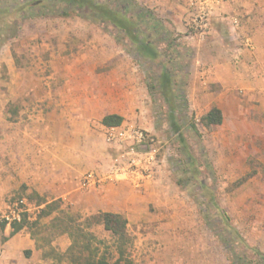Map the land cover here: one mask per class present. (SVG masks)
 Returning <instances> with one entry per match:
<instances>
[{
	"label": "rangeland",
	"instance_id": "374dc122",
	"mask_svg": "<svg viewBox=\"0 0 264 264\" xmlns=\"http://www.w3.org/2000/svg\"><path fill=\"white\" fill-rule=\"evenodd\" d=\"M136 1L161 22V33L152 42L162 55L154 62L138 56L131 41L104 22L82 16L4 17L0 25V264H69L58 261L56 253L63 255L72 240L51 226L53 218L62 216L61 210L93 233V248L100 256L112 262L119 258L117 239L93 219L106 212L96 210L84 196L73 203L59 201L61 210L14 237H10L12 225L3 219L9 206L24 198L33 206L31 223L42 214L38 205L44 198L29 192L23 181L29 163L39 166L37 160L42 162L52 139L73 138L70 130L85 129L79 121L83 112L90 115L91 130L89 138L82 139L91 148L106 146L102 168L89 173H106L120 160L122 152L102 137L99 122L111 112L100 109L104 102L125 115L122 125L141 128L154 138L162 162L147 192L120 181L133 190L124 215L131 240L126 257L134 264H230L218 237L224 229L223 216L212 200L249 245L264 253V107L240 91L225 94L214 73L193 75L212 65L205 57L196 60L198 52L205 51L200 44L221 39L239 48L240 32L225 30L224 23L214 20L208 36L201 38L189 29L191 16L189 22L183 20L185 32H179L174 17ZM166 32L169 40L163 38ZM164 66L173 74L177 92L184 90L185 100L178 102L177 111L181 137L171 126L159 87ZM214 106H221L224 120L209 130L201 118ZM192 118L197 131L191 127ZM201 183L206 186L204 194ZM81 190L87 191L82 186Z\"/></svg>",
	"mask_w": 264,
	"mask_h": 264
},
{
	"label": "crops",
	"instance_id": "0c3cea01",
	"mask_svg": "<svg viewBox=\"0 0 264 264\" xmlns=\"http://www.w3.org/2000/svg\"><path fill=\"white\" fill-rule=\"evenodd\" d=\"M141 1H144L146 5L157 7L162 10V13H168L170 18L174 17L173 22L177 31L185 32L183 20L188 21L190 16L192 17V13L189 11L190 0ZM233 19L237 20L238 25L233 24ZM214 20L224 23L222 27L225 30L234 31V34L240 32L241 39L238 41L239 43H236L241 48L240 60L235 62L232 56L233 49L238 47L233 48L231 47L233 44L229 45L221 39L210 40L206 44L198 46L200 49L204 48L205 51L202 55L198 52L196 60L199 63L200 58L205 57L208 62H212V65L208 71L204 67L201 71L197 69V73L194 71L193 75L205 77L207 72L214 73L215 79L224 87L225 94L240 91L245 98L258 101L264 107V0H223L215 10L212 21ZM215 30L216 26L213 31ZM239 38L237 37V40ZM246 39L251 41V48L244 46ZM189 41L186 42L188 46L191 45ZM105 104L106 102L100 109L108 111L111 109V112L104 115L99 122L104 141L106 129L109 127L103 125V119L109 115H118L125 119V115L113 109L110 103L107 102L106 106ZM214 107L222 110L221 106ZM77 119L73 122L77 123ZM79 121L81 125L85 126V129L73 128L70 130L69 133H73V138L62 136L57 140L52 139L50 146L45 148L42 154V162L37 160L40 162L39 166L34 161L29 163L32 170H29L26 174L27 179L23 181L27 182L29 192L36 193L47 201L45 204L38 205L42 209L46 204L54 201L64 202L67 200L73 203L77 197L84 196L91 200V204H94L96 210L102 209L104 212L124 216L126 215L125 207L131 201L133 192L128 183L119 182L101 185L87 191L81 190L82 177L89 172H98L102 168L100 163L106 157V146L100 143L99 146L91 148L88 141L82 139V137L89 138L90 136L91 127L88 123L91 122V119L89 114L83 112V116H79ZM36 158L38 157L35 156V161ZM153 185V181L147 182L139 190L147 192L153 188Z\"/></svg>",
	"mask_w": 264,
	"mask_h": 264
},
{
	"label": "trees",
	"instance_id": "16d2710c",
	"mask_svg": "<svg viewBox=\"0 0 264 264\" xmlns=\"http://www.w3.org/2000/svg\"><path fill=\"white\" fill-rule=\"evenodd\" d=\"M11 15L24 18H44L54 17H73L82 16L95 22H104L116 28L118 33L124 38H128L134 46L138 56L147 61L154 62L162 55V51L152 39L161 33V22L153 16V13L143 8L136 0H5L0 2V25ZM168 38V33L163 35ZM158 39V38H156ZM169 40V38H168ZM170 62V61H169ZM177 82L167 66L163 67L159 77V87L162 95L168 104L171 126L181 137L179 126L177 125V115L179 101H184L183 88L178 93L175 89ZM224 115L218 107L211 108L201 118L202 125L207 129L222 125ZM124 119L118 115H109L103 119V125L106 127H118L122 125ZM191 127L197 131V123L194 118L191 119ZM181 139V143L182 138ZM194 166L191 158V168ZM197 173L195 172V175ZM206 186L201 183V191L204 194ZM47 201L42 199L39 205ZM211 205L223 216L224 229L218 231L220 241L226 246L230 264H264V253L259 249L251 247L242 234L230 224V218L219 208L214 200ZM61 210L60 202L54 201L48 203L42 210L39 218L31 223L27 214L19 223L12 225L10 237H14L27 226L30 229L41 223L45 217H50L54 211ZM62 216L52 219L51 226L57 229L59 235L67 234L72 243L68 250L63 254H57L58 261H68L69 264H134L126 257L125 247L130 243L127 227L128 220L117 213H99L94 216L98 222L102 223L107 231L117 239L119 247V258L116 261H110L107 257L100 256L93 242L96 237L90 231L84 229L78 224L76 219L67 215L61 210ZM6 223L2 224V228ZM241 248V250H237Z\"/></svg>",
	"mask_w": 264,
	"mask_h": 264
},
{
	"label": "built area",
	"instance_id": "2783aa9c",
	"mask_svg": "<svg viewBox=\"0 0 264 264\" xmlns=\"http://www.w3.org/2000/svg\"><path fill=\"white\" fill-rule=\"evenodd\" d=\"M222 2L223 0H190L192 17L189 29L191 32L201 38L208 36L215 10ZM232 21L234 25H238L236 19ZM244 46L251 48V41L246 39ZM232 56L235 62H238L241 56V48L233 50ZM105 142L120 150L122 157L110 166L106 173L84 175L81 181L82 188L89 190L101 185L126 181L133 187L141 189L147 182L156 180L162 162L158 158L154 138L145 130L126 125L109 127L106 129ZM32 208L33 206L26 199H21L9 206L3 215V219L9 226L21 222L25 214L30 219Z\"/></svg>",
	"mask_w": 264,
	"mask_h": 264
}]
</instances>
